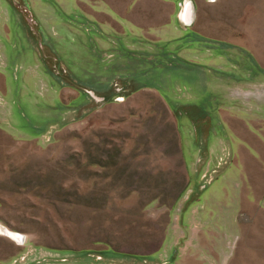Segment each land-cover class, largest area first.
<instances>
[{"label": "rangeland", "instance_id": "obj_1", "mask_svg": "<svg viewBox=\"0 0 264 264\" xmlns=\"http://www.w3.org/2000/svg\"><path fill=\"white\" fill-rule=\"evenodd\" d=\"M194 3L0 0V264H264V0Z\"/></svg>", "mask_w": 264, "mask_h": 264}, {"label": "clouds", "instance_id": "obj_2", "mask_svg": "<svg viewBox=\"0 0 264 264\" xmlns=\"http://www.w3.org/2000/svg\"><path fill=\"white\" fill-rule=\"evenodd\" d=\"M209 2L214 3L215 0H209ZM185 3L187 4V6H189L193 9V21H192V23H195V3H194V0H185Z\"/></svg>", "mask_w": 264, "mask_h": 264}, {"label": "bare ground", "instance_id": "obj_3", "mask_svg": "<svg viewBox=\"0 0 264 264\" xmlns=\"http://www.w3.org/2000/svg\"><path fill=\"white\" fill-rule=\"evenodd\" d=\"M3 231H5V232H7V233H10L9 235H11L14 239H17V240H19L20 241V239H21V236L20 235H15V234H13L12 232H9L8 230H4L3 229ZM23 238V237H22Z\"/></svg>", "mask_w": 264, "mask_h": 264}, {"label": "water", "instance_id": "obj_4", "mask_svg": "<svg viewBox=\"0 0 264 264\" xmlns=\"http://www.w3.org/2000/svg\"><path fill=\"white\" fill-rule=\"evenodd\" d=\"M92 97L94 96V93L92 92V91H87ZM20 240H22V237H21V239Z\"/></svg>", "mask_w": 264, "mask_h": 264}]
</instances>
